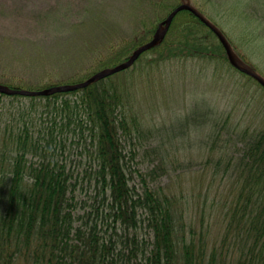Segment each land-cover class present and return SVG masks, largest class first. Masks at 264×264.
<instances>
[{"label": "trees", "instance_id": "trees-1", "mask_svg": "<svg viewBox=\"0 0 264 264\" xmlns=\"http://www.w3.org/2000/svg\"><path fill=\"white\" fill-rule=\"evenodd\" d=\"M152 1L170 14L188 0ZM158 26L138 40L111 46L109 58H101L85 76L37 84L5 78L0 84L40 91L85 82L101 69L126 62L130 51L145 45ZM212 38L218 39L183 10L165 40L146 53L161 64L213 61L220 51L237 70ZM118 74L72 92L0 94V109L5 96L4 129L0 121V264H264V128L246 132L242 147L226 161L225 155L214 161L216 171L226 163L230 192L216 216L222 231L211 242L205 215L189 217L190 206L149 185L148 178L165 166L145 174L132 171L128 154L135 155L133 148L151 131L143 127L123 79H114ZM7 97L12 100L7 102ZM23 98L28 101H16Z\"/></svg>", "mask_w": 264, "mask_h": 264}, {"label": "rangeland", "instance_id": "rangeland-1", "mask_svg": "<svg viewBox=\"0 0 264 264\" xmlns=\"http://www.w3.org/2000/svg\"><path fill=\"white\" fill-rule=\"evenodd\" d=\"M188 1L225 33L238 57L264 77L263 0ZM168 15L152 0H0V83L5 78L37 84L85 76L101 58H109L111 46L138 40ZM219 54L213 61L159 64L153 53H146L114 77L123 79L143 127L151 131L142 146L132 147L135 155L128 154L132 171L145 174L165 166L148 178L149 185L190 206L189 217L205 215L211 242L222 231L216 216L230 192L226 163L216 171L214 161L222 155L226 161L242 147L246 132L264 128V88ZM0 113L4 129L5 96ZM133 179L140 188L137 172Z\"/></svg>", "mask_w": 264, "mask_h": 264}, {"label": "water", "instance_id": "water-1", "mask_svg": "<svg viewBox=\"0 0 264 264\" xmlns=\"http://www.w3.org/2000/svg\"><path fill=\"white\" fill-rule=\"evenodd\" d=\"M183 10H188L193 13L203 24H205L219 39L223 48L225 49L229 62L239 71L253 77L263 88H264V77L258 74L253 68L244 63L235 53L233 46L226 37V35L220 30L215 24H213L207 17H205L197 8H195L190 1H187L180 6H178L173 12H171L168 17L163 20L152 38L148 43L141 46L137 49L133 55L124 63L119 64L118 66L106 69L101 72L96 73L90 79L85 82L75 84V85H59L54 86L48 89L40 91H30V90H19V89H10L9 87L0 84V94L5 95H20V96H47L59 92H72L78 89H83L93 84L96 81L105 79L109 76L115 75L117 73L123 72L131 68L144 54L145 52L151 50L155 46L163 42L169 32V29L173 23L174 18Z\"/></svg>", "mask_w": 264, "mask_h": 264}]
</instances>
